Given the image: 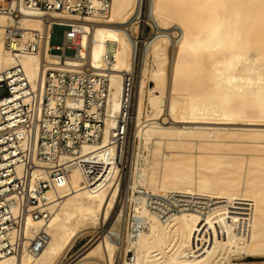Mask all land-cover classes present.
Segmentation results:
<instances>
[{
    "label": "bare ground",
    "instance_id": "bare-ground-1",
    "mask_svg": "<svg viewBox=\"0 0 264 264\" xmlns=\"http://www.w3.org/2000/svg\"><path fill=\"white\" fill-rule=\"evenodd\" d=\"M139 21L150 26V38L137 37ZM5 26L0 15V74L18 65L30 83L39 82L42 66L58 57L47 43L40 55L13 59L3 46ZM82 27L83 61L68 62L107 75L109 116L102 142L79 155L105 166L109 181L90 191L71 169L53 187L49 171L28 172L30 189L38 178L50 182L38 207L49 217L36 220L32 212L24 222L27 231L48 235L47 245L42 254L2 257L0 264H234L264 257V162L231 155L240 151L233 141L264 144V132L226 129L264 124V0H111L107 20ZM106 54L116 61L104 63ZM126 75L133 113L123 148L129 155L130 135L132 156L122 173L109 139ZM22 166H14L19 177ZM119 176L124 181L116 186Z\"/></svg>",
    "mask_w": 264,
    "mask_h": 264
},
{
    "label": "built area",
    "instance_id": "built-area-1",
    "mask_svg": "<svg viewBox=\"0 0 264 264\" xmlns=\"http://www.w3.org/2000/svg\"><path fill=\"white\" fill-rule=\"evenodd\" d=\"M110 3L111 0H0V15L6 20L3 39L6 52L19 60L23 56L40 55L48 43L50 56L59 59L56 65L44 64L40 81L33 84L18 65L0 74V259H20L24 253L37 256L47 245L48 235L27 231L24 222L32 212L39 214H33L36 220L49 217L46 212H39L38 207L50 182L38 178L36 187L30 189L28 172L49 171L53 187L62 186L71 169L80 172L84 187L90 191L109 181V170L105 166L79 155L84 146L102 142L105 120L109 116L107 75L97 73L85 62L71 64L68 59L83 61L87 32L82 25L107 20ZM52 14L75 21L69 25L51 22ZM25 17L37 19V26L26 27ZM145 26L150 28L141 21L137 24L139 31ZM54 27L67 28L60 47L50 44ZM137 37L141 38L140 32ZM69 50L75 56L67 57L65 53ZM53 51L59 54L54 55ZM114 61L113 55L103 57L106 64ZM130 77L124 76L122 107L109 139L116 148L115 166L122 173L127 171L129 155L123 144L133 113ZM20 141L24 142V147ZM67 157L71 158L68 164L62 161ZM6 159L15 161L7 164ZM34 161L41 165H35ZM21 164L24 175L19 177L14 166L18 168ZM123 181L121 176L114 179L116 186ZM172 211L177 212L174 207ZM69 263L71 261L65 264Z\"/></svg>",
    "mask_w": 264,
    "mask_h": 264
},
{
    "label": "rangeland",
    "instance_id": "rangeland-1",
    "mask_svg": "<svg viewBox=\"0 0 264 264\" xmlns=\"http://www.w3.org/2000/svg\"><path fill=\"white\" fill-rule=\"evenodd\" d=\"M67 28L66 27H54L52 34H51V40L50 44L52 47H60L62 46L63 43V37L64 33L66 32ZM140 36L141 40L150 38L153 35V32H151L149 27H144V29H141ZM143 37V38H142ZM54 55H58V51H53ZM66 56L67 57H73L75 56V53L73 51H66ZM150 88L153 87L152 84L148 85ZM226 129L230 130H238L243 133L246 132H251V131H259V132H264V124H251V125H237V126H232V127H226ZM131 139L129 135V140H128V149H129V155L132 156V149H131ZM234 145L240 150L237 152L231 153V155L235 156L236 158L240 160H245V161H250V160H257V161H262L264 162V144H260L257 142L253 141H248L246 139H238L233 141ZM126 182L124 183L125 187ZM108 229V228H107ZM95 237L91 238H86L83 241L79 242L78 246L74 250L73 254L82 249L87 243H89V240H93ZM95 241V240H94ZM73 254H71L68 258H70ZM130 258H128L129 260ZM234 264H264V257H255L254 259H242L235 261Z\"/></svg>",
    "mask_w": 264,
    "mask_h": 264
}]
</instances>
